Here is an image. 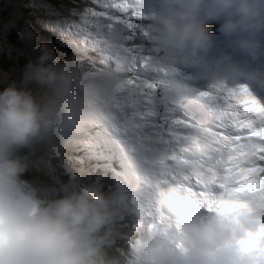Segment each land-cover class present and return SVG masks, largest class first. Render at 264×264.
<instances>
[{
    "label": "clouds",
    "instance_id": "1",
    "mask_svg": "<svg viewBox=\"0 0 264 264\" xmlns=\"http://www.w3.org/2000/svg\"><path fill=\"white\" fill-rule=\"evenodd\" d=\"M150 19V32L170 53H206L215 23L238 49L256 57L264 0H157ZM123 35L121 26L107 34L110 51ZM22 37L32 43L35 34L26 31ZM230 68L236 77L264 83V72ZM84 80L76 64L61 63L41 44L19 84L0 89V264H264V191L226 190L228 203L208 213L194 208L185 190L170 183L154 200L166 226L144 228L132 248L113 254L121 238L116 224L128 207L123 195L87 187L41 198L22 179L27 166L17 156L20 149L53 132L78 133L96 116L74 92ZM118 83L115 73L103 71L87 78V91L109 97Z\"/></svg>",
    "mask_w": 264,
    "mask_h": 264
},
{
    "label": "rangeland",
    "instance_id": "2",
    "mask_svg": "<svg viewBox=\"0 0 264 264\" xmlns=\"http://www.w3.org/2000/svg\"><path fill=\"white\" fill-rule=\"evenodd\" d=\"M29 1H32L35 4L39 5L45 11L46 19L39 20L41 27H44L50 31H57L58 37L60 39L63 38L62 35L69 37L70 41L68 43L71 44L72 42L73 44L77 45L84 57L88 56L91 50L92 52L94 51L100 61V65L96 67H79L80 73L83 77H85V80L82 81L80 86L74 87V92L75 94H78V97L80 96L79 98L84 108L96 110V116L90 122L85 123L82 129L79 131L78 134H81V136L85 138L83 142L77 144L75 140L73 141L76 146H79V149L84 150L82 151V156L84 158L86 153L88 152L89 159L93 162H96V165H93L94 170L92 169V172L95 171L96 168L100 172H102L105 169V166L108 170H115L117 168L115 172L111 171L109 179L113 182L114 186H116V190L118 191L115 195H123L129 202H131V204L127 207V211L130 214L127 217V220L132 222H124L123 216L122 225L126 223L129 224V226L127 227L128 231L130 232L129 241H133L138 237V233L135 228V225L139 222L137 202L143 203L146 200L154 201L159 192L166 189V179H164V174L157 173V180L159 182L158 185L155 179L152 177L149 167L145 163L153 166L155 169H161L160 165H158V162H156L154 158V154L156 157L159 153H162L161 151H157V149L164 148V150L167 151L165 149V146H169L171 149V152L168 153L169 155L175 150V144H177L183 137L185 129H188L186 140L193 145V149L196 150L200 156L193 155L186 157L185 155H182L189 162V169H194L201 163V155L203 154L196 146L197 140L203 141L206 139H211L210 134L215 132L213 129L207 130L205 126L201 124H199V126L191 124L193 118L186 119L187 112L182 108L179 101H177L172 95L164 96V91L172 88L175 94L186 95L189 101L195 107L199 108V99L205 100L206 102H214L213 99H210L208 96L204 95L205 93L214 90V78H216V82L218 83V85H220L219 81L221 83L223 81L226 83L236 81L233 84L234 86H229L228 88H231L230 90H238L239 88H241L240 84L242 80H239L241 77H236L232 73L230 65L235 64L240 67L244 66L238 60L240 54L239 49L233 43L234 38L225 37L218 30L219 26L211 28V31L214 34L213 44L207 52L213 57L212 59L215 62V65L218 66L215 70V74L213 75L212 73H209L206 75H195L194 77H190V79L194 81L201 80L203 83L202 85L185 87V83H187L189 80L180 79L181 75L179 74V70H183V66L186 65V63L191 59H193L195 55H192L191 53L187 54L185 52H165L166 49L162 48L155 40V45L146 44L145 42H143L142 44L138 42L136 43V45L144 51L142 52L143 56H145L149 60L152 59L153 62L160 61L161 64H142L141 61H136L135 63L124 62L116 58L115 54L109 51L107 48H104L102 46H94L91 43L83 42L82 38L85 34L84 30L87 29L88 31H91L92 23L94 21V18L91 17H89L87 20L81 18L83 14L89 10L83 12L74 10V14L64 16V7L57 5V8L59 10L55 11L53 9L54 5L50 2V0ZM94 1L98 2V5L96 6V9L92 10L108 11L114 15L132 20V22L136 23L139 28V24H142L144 18H146L147 20H151L150 16L156 8L153 7V4L156 2L152 0H126L124 6L118 10L104 7L105 4L110 3V0ZM1 2L3 1L1 0ZM9 3L5 1V5L0 13V16L5 18L6 21L14 24L19 11L18 9L15 10L14 8H12L11 0H9ZM16 24L20 25L18 22H16ZM150 25L151 22L147 23L148 27H150ZM66 29H68L69 31H66ZM1 30L3 32L2 28ZM74 32H79V34L77 35ZM146 32L148 33L147 36H149L150 38L153 37L150 30ZM258 37V39L261 41V51L257 55V57L259 56V62L261 63L264 62V31L260 32ZM2 45H4V47ZM155 46L157 47L156 49H154ZM1 49L3 51L0 54V81L9 85H12L13 83L18 85L21 80L22 69L24 67L21 66L17 59L11 54L12 50H14L15 47L12 44L10 36L7 40L3 38V34L0 33V52ZM196 58L198 57L196 56ZM201 60L205 61L206 59ZM29 61L30 60L26 59L24 63L27 64ZM110 61L114 63V66L115 68H117V70H121L123 72L121 75H116L119 83L129 78H133L145 86H151L149 92L150 111L153 113L151 120L155 121L156 125L160 127L155 126V128H150L154 131H150L149 133L145 132L144 134L151 136L153 133H155L156 136H162L165 141H168L169 138L167 134L172 132L171 127L175 126L176 130L174 131V133L179 137L178 140H176L175 142L160 144L154 136L153 144L145 148H141L138 141V130L136 128L135 121H130V114H127V111L129 112L130 109L127 110L123 106V98L117 91V88L109 97L92 96L88 93L87 78L94 77L96 74L103 71L109 72L107 68L109 67ZM60 62L66 63L64 61ZM137 63L142 66V70H138L136 68ZM147 69H149L150 71H148ZM157 70H166L168 72V74H157L160 79H170L171 77L174 79L160 80L155 74ZM159 90L162 91L163 95H157ZM153 97H156L157 99H166L167 97V108L162 112H160L158 109L152 110ZM209 116L211 121L219 127L218 110H216L215 112H211ZM168 120H171L170 126L168 128H165L164 125L168 123ZM156 129H159V132H156ZM113 134L114 137H112ZM124 134L131 135L132 139L134 140V142H129V146H126V144H128V141L124 140ZM38 139L40 140L41 144V168H43L47 172L50 185L53 181L56 184H60L62 187H64L66 191H74L73 185L70 181L65 183V186L63 183L64 181L59 179V175L67 179V174L63 175L62 172L58 173L55 170V167H58L61 171L63 168H65L66 165V159L64 160L63 158H61L57 149L55 148H60V146L57 145V143L61 141L59 139V135H57L56 132H53V134H48ZM63 139V144L68 145L65 140V136H63ZM125 148H129L130 155H127L129 156V161L131 159L132 152H134L135 156L134 160L130 164L131 174L127 167V164H124V162H122L119 158L120 155L124 154ZM112 161L116 166L110 165ZM107 162H109L108 166ZM172 167H175V165H173ZM162 169L164 171H168V168ZM87 173L90 177V171ZM79 174H82L85 177L80 169L76 175V180H78ZM22 179L34 188V181H31L24 175L22 176ZM170 183L172 182L169 181V184ZM134 184H136V187L134 186ZM80 185L81 187H83L82 183H80ZM121 246H123V242L121 243ZM128 248L130 249L129 246Z\"/></svg>",
    "mask_w": 264,
    "mask_h": 264
},
{
    "label": "snow or ice",
    "instance_id": "3",
    "mask_svg": "<svg viewBox=\"0 0 264 264\" xmlns=\"http://www.w3.org/2000/svg\"><path fill=\"white\" fill-rule=\"evenodd\" d=\"M125 3L126 0H110L104 7L118 10ZM89 17L94 18L92 30H84L83 42L109 50L107 34L116 26H122L123 39L116 50L111 52L124 62H146L148 58L143 56L136 41L148 33L136 23L108 11L89 10L81 18L87 20ZM150 88V85L145 86L133 78L119 83L117 87L123 98V106L127 110L131 109L130 121H135L141 148L153 144L154 136L160 144L175 142L179 138L174 132L167 134L168 141L155 133L151 136L144 134L148 129L155 128L150 123L153 116L150 111ZM204 95L219 105V127L210 134L211 139L197 140L196 146L203 153L201 163L190 170L189 162L182 155L185 149H179L178 152L174 150L163 158L162 163L168 168L164 179L177 183L185 190L194 208L218 213L228 203L223 198L226 190L264 191V103L253 97L246 87L217 90ZM137 205L139 222L135 228L138 235L144 228L154 230L166 226V217L154 201L137 202ZM128 244L132 248L135 240L128 241Z\"/></svg>",
    "mask_w": 264,
    "mask_h": 264
},
{
    "label": "trees",
    "instance_id": "4",
    "mask_svg": "<svg viewBox=\"0 0 264 264\" xmlns=\"http://www.w3.org/2000/svg\"><path fill=\"white\" fill-rule=\"evenodd\" d=\"M2 1L4 4H5V1L9 3V0H2ZM152 1L156 2L153 4V7H157V0H152ZM50 2L54 5L53 9L55 11L59 10L57 8L58 7L57 5L63 6L64 11H65L63 12L64 16L72 15L73 13H75L74 10L83 12L86 10L96 9V6L98 5V2L94 0H50ZM11 6L15 10L18 9L19 13L14 21V24L6 21L5 18L0 16V33L3 34V38L7 40L9 39V36H10L12 44L15 47V49L12 50L11 54L13 57L17 59V61L21 64V66L24 67L26 65V63H24L26 59L28 60L35 59V57L39 54V48L41 44H47L53 50L55 57L59 61H64L66 63L69 62V64L74 63L78 67H85V66H95L96 67L100 65V61L97 58V55L94 51L92 52L91 50L89 55L84 57L81 54V50L77 45L73 44L72 42L71 44L68 43L70 41L69 37L62 35L63 38L60 39L58 37L57 31H50L44 27H41L39 20L46 19V17H45V11L39 5L29 0H11ZM145 21L147 23L151 22V20H147L146 18H144V20L142 21V24H139L140 28L143 29V31H149L150 27L147 26V23ZM16 22H18L20 25L16 24ZM217 26L219 25L215 23L210 24V28H214ZM1 28L3 29V32ZM4 30H5V33H4ZM26 31H31L32 33L35 34V38L32 43H29L26 39L22 37V34L25 33ZM136 42H140V44L145 42L146 44L155 45L154 44L155 38L154 37L150 38L149 36L141 37ZM1 43H4V42H1ZM2 46L4 47V45ZM156 48L157 47L155 46L154 49ZM2 51L3 50L1 49L0 54L2 53ZM142 52L144 51L142 50ZM165 52H169V51L165 50ZM239 52L240 54H239L238 60L241 63L244 59L243 58L244 52H242L240 49H239ZM185 53L188 54L190 52H185ZM196 56L198 57L197 59H199L200 61H202L201 59H206L205 61H202V62L203 63L206 62L207 65H205V67L207 69V72L215 73V70L217 69L218 66L215 65V62L212 59L213 57L209 55L208 52L206 53L200 52L194 57ZM247 57H248V61H252L256 58L250 55H247ZM136 68L138 70H142V66L138 63L136 65ZM242 68H247V67H242ZM250 69L257 70L258 69L257 64L253 63L250 66ZM107 70L109 72L115 73L116 75H121L123 73L121 70H117V68H115L114 63L112 61H110V64ZM259 71L264 72V69H261ZM0 77H1V73H0ZM242 79L244 80L243 83L246 85L245 87L248 89L251 95L255 97L261 103H264V83H261L255 80H249L246 77L245 78L241 77L239 80H242ZM164 80H167V79H164ZM8 86L9 84L2 83V81H0V89H3ZM76 95L78 96V94ZM170 121L171 120H168L167 121L168 123L164 125L165 128H168L170 126ZM150 123L152 125L157 126L156 122L153 120H151ZM157 127H160V126H157ZM171 129H172V132H174L176 130V127L172 126ZM150 131H154V130L148 129L145 132L149 133ZM184 132L185 133L183 134V137L180 139V141L177 144H175V151L177 152L179 149H185V146L187 144L186 129ZM56 133L57 135H59V139L61 140L57 143V145H59L60 148H57L55 146L54 147L57 149L61 158H63L64 160L66 159V165H65V168H63L61 171L58 167H55V170L58 173L62 172L63 175L67 174L68 176L67 179L59 175V179L64 181L63 182L64 185L66 186L65 183L70 181L73 185L74 191H79L87 187H96L99 190H101L104 194H106L107 196L115 195L118 191L116 190V186H114L113 182L109 178L111 175V171L115 172L117 168L115 170L113 169L108 170L105 166V169L102 172H100L97 168L95 171L92 172V169L94 170L93 165H96V162H93L89 159L88 152L86 153L85 158H84L82 156L83 154L82 151L84 150L79 149V146H76L73 141L75 140L77 144H79V143H82L85 138L82 137L81 134H78L79 132L78 133H67V134H62L59 132H56ZM63 136L66 137L65 140L68 145L63 144L64 142ZM40 148H41L40 140L36 139L29 146L24 147L17 152V156L21 158L27 166L26 171L23 175L27 177L28 179H30L31 181L35 182L33 183L34 188L37 190V193L41 198H49V199L59 198L63 195L68 194L71 191H66V189L62 187L60 184H56L55 182L52 181L50 185L47 172L43 168H41ZM169 150L171 151L170 148ZM184 154H187L186 150ZM120 156L123 157L120 160L124 162V164L130 163L129 156H127L126 154H122ZM108 164L109 162H107V166ZM145 164L149 166V164L147 163ZM110 165L114 166L115 164L112 161ZM98 168H99V165H98ZM80 169H81V172L85 175V177L82 174H79L78 180H76L77 178L76 175ZM89 171L91 173L90 177H89V174L87 173ZM80 183L83 184L84 188L81 187ZM127 202H128V205L131 204V202H129L128 200ZM127 209L124 211V214H123L124 222H132V221L127 220V217L130 215ZM128 226H129L128 223L122 225V219L121 220L119 219L117 221L116 227H117V231L121 234V238L116 241L113 254L123 253L129 250L128 241H129L130 232L127 229ZM122 242H123V246H121Z\"/></svg>",
    "mask_w": 264,
    "mask_h": 264
},
{
    "label": "water",
    "instance_id": "5",
    "mask_svg": "<svg viewBox=\"0 0 264 264\" xmlns=\"http://www.w3.org/2000/svg\"><path fill=\"white\" fill-rule=\"evenodd\" d=\"M4 3L3 2H1L0 1V13H1V11H2V9L4 8ZM1 15V14H0ZM162 101H160L159 103H161ZM164 105L166 104V103H163ZM168 155V153H164V154H162V155H157L158 156V159H163V158H165L166 156Z\"/></svg>",
    "mask_w": 264,
    "mask_h": 264
},
{
    "label": "flooded vegetation",
    "instance_id": "6",
    "mask_svg": "<svg viewBox=\"0 0 264 264\" xmlns=\"http://www.w3.org/2000/svg\"><path fill=\"white\" fill-rule=\"evenodd\" d=\"M159 165H161V164H159Z\"/></svg>",
    "mask_w": 264,
    "mask_h": 264
},
{
    "label": "bare ground",
    "instance_id": "7",
    "mask_svg": "<svg viewBox=\"0 0 264 264\" xmlns=\"http://www.w3.org/2000/svg\"><path fill=\"white\" fill-rule=\"evenodd\" d=\"M260 34V33H259Z\"/></svg>",
    "mask_w": 264,
    "mask_h": 264
}]
</instances>
